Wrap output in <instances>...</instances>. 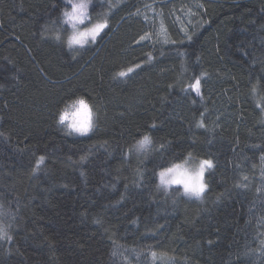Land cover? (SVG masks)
<instances>
[{"label":"trees","instance_id":"obj_1","mask_svg":"<svg viewBox=\"0 0 264 264\" xmlns=\"http://www.w3.org/2000/svg\"><path fill=\"white\" fill-rule=\"evenodd\" d=\"M151 1L91 0L70 47L68 0H0V264H264V0H201L165 44ZM81 98L87 135L59 122ZM187 158L201 200L160 188Z\"/></svg>","mask_w":264,"mask_h":264},{"label":"snow or ice","instance_id":"obj_2","mask_svg":"<svg viewBox=\"0 0 264 264\" xmlns=\"http://www.w3.org/2000/svg\"><path fill=\"white\" fill-rule=\"evenodd\" d=\"M91 0H68V3L71 5V11H64L63 15L66 17L65 23H71V26L74 29L73 35L70 37L68 44L69 46L73 45H83L86 40L85 37H91L95 40L96 36L101 32L102 29L106 27V23H96L91 28H88L86 31H76V23H84L85 19H88V10H89V3ZM58 38V37H57ZM129 71H132L129 69ZM120 76H125L126 73L121 72L119 73ZM200 79H196L193 84H190L189 87L199 94L200 90ZM74 109L73 114L79 113L81 111H86L88 114V119L86 123H70L68 127L72 129L74 132L80 134H86L92 127L91 122V112L89 109V105L86 103L84 99L76 100L73 105L71 106ZM69 117L68 111L66 110L63 115L60 116V123H64ZM151 139L148 136H144L142 140L138 142V150L145 151L148 146L151 145ZM43 161V157L40 158ZM212 161L211 160H202L198 169L196 170L195 176L196 180L194 183L190 184H181L184 189V193L190 196H195L199 198L206 190L207 185L203 182L204 171L205 167L211 168ZM174 171L185 172L187 169L183 168V165L177 164L169 167L159 173L161 178V184H164V177L168 173H173ZM4 235L3 229H0V238Z\"/></svg>","mask_w":264,"mask_h":264},{"label":"rangeland","instance_id":"obj_3","mask_svg":"<svg viewBox=\"0 0 264 264\" xmlns=\"http://www.w3.org/2000/svg\"><path fill=\"white\" fill-rule=\"evenodd\" d=\"M199 1L201 0H173L174 3H177L176 5H178V7L172 9L170 16L164 12V8H163L164 5L168 7L170 0L164 1L161 3H158L157 1L149 2L140 11V15L143 18V20L147 23V27H148V33H146L143 38L148 40L152 44H155L156 42H159V41H162V43L164 44L169 42L168 41V36L170 32V27H168L170 26L169 24H172L173 26H176L179 29L182 28L181 27L182 23L191 24L194 21L195 17L197 16L198 6L200 5L199 7L201 8V4L198 3ZM98 23H103V22H98ZM68 24H70L71 26V23H68ZM93 25L94 23L93 24L89 23V18H88V19H85L84 23L82 24L77 22L75 30L76 31H86L88 28H91ZM73 32H74V29L72 27V33L69 36V39L73 35ZM85 40L86 42L84 44L92 41L93 39L91 37H85ZM79 46H82V45H73L72 47H79ZM74 102L68 104L66 108L64 109V111L62 112L61 115H63L64 112L67 110L69 114V119H67L63 124L66 125V127L68 128L70 132H73L77 135H87L93 130L92 113H91L92 127L86 134H80V133L74 132L72 129L68 127V124L71 123L70 117L74 111V109H72L71 107ZM90 112H91V109H90ZM201 161L202 160L195 159V158H190V159L187 158L184 162L180 163V165H183V168L187 170H191V169L197 170ZM208 169H209L208 167H205L204 177H203V182L205 184H206L205 177L208 172ZM171 186H180L183 189L182 185H171ZM171 186H163L160 184V188L163 190H167ZM204 193L199 198L195 196H190L188 194L186 195L193 197L195 199L201 200L203 198Z\"/></svg>","mask_w":264,"mask_h":264},{"label":"clouds","instance_id":"obj_4","mask_svg":"<svg viewBox=\"0 0 264 264\" xmlns=\"http://www.w3.org/2000/svg\"><path fill=\"white\" fill-rule=\"evenodd\" d=\"M70 119H71V123H77V122L86 123L88 119V114L86 111H81L75 114L72 113ZM195 173H196V169L187 170L185 172L174 171L173 173H168L165 175L164 184H161V178L159 176V183L163 186L194 183L196 180Z\"/></svg>","mask_w":264,"mask_h":264}]
</instances>
